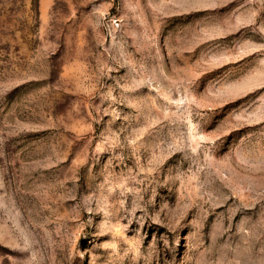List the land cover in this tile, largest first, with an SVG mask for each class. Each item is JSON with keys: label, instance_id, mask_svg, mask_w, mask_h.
<instances>
[{"label": "rangeland", "instance_id": "1", "mask_svg": "<svg viewBox=\"0 0 264 264\" xmlns=\"http://www.w3.org/2000/svg\"><path fill=\"white\" fill-rule=\"evenodd\" d=\"M0 264H264V0H0Z\"/></svg>", "mask_w": 264, "mask_h": 264}]
</instances>
